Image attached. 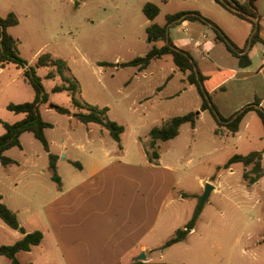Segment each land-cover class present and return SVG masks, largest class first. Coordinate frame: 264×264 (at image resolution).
Instances as JSON below:
<instances>
[{"label": "rangeland", "instance_id": "obj_1", "mask_svg": "<svg viewBox=\"0 0 264 264\" xmlns=\"http://www.w3.org/2000/svg\"><path fill=\"white\" fill-rule=\"evenodd\" d=\"M147 2L159 6L160 14L154 20L158 24H165L166 15L181 11H198L217 22L211 18L210 0H0V17L13 13L18 20L17 25L8 29L17 40L18 56L29 64H34L42 54L64 60L69 76L80 85L78 100L108 107L109 118L124 127L121 144L127 148L125 159L135 163L146 161L145 149L148 160L153 159L149 142L145 141L152 128L162 126L172 117L198 112L202 102L195 87L158 107L130 106L129 101L122 99L138 85L161 84L163 78L172 73L175 74L171 83L174 90H182L184 83L186 87L189 85L186 75L175 67L171 55L152 60L147 67L152 76L145 78L135 77V67L117 66L143 57L163 44L147 40L149 20L143 13ZM214 7L222 11L224 20L236 19L218 6ZM259 14L264 18V2L261 1ZM185 21L168 25L167 33L174 45L185 46L198 68L214 69L211 61L223 67L233 66L236 60L229 56L221 42H208L214 46L197 48L183 23ZM219 22L224 21L220 19ZM199 41L203 42V39ZM99 62L107 65L99 66ZM3 69L0 72V136L4 132L1 121L15 123L16 117L22 118L7 110L6 106L32 101L35 94L33 87L25 81L23 70L14 64ZM48 71V68H42L38 76L50 93V89L61 84L62 79L44 77ZM50 97L53 105L71 106L66 92L50 94ZM41 113L43 120L52 125L45 134L52 152H59L66 134H72L75 145L68 143L69 156L77 157L81 162L92 147L90 144L84 146L87 149L82 154L81 148L76 150V145L82 144L81 138L89 134L95 136L97 144L116 146L115 154L111 156H117L118 143L106 134V129L103 130L105 136H99L97 126L87 127L54 108H48V105L41 107ZM195 128L190 124L183 125L179 137L159 143L157 151L162 155V163L177 166L179 183L175 193L168 198L173 201L162 209L153 234L154 244H164L178 229L185 228L200 205L206 185L214 189L203 204L194 230L186 232L181 242L170 247H152L148 258L151 262L170 264H264V177L258 183L248 185L243 179L246 168L242 164L226 168L233 155H246L264 148L263 121L258 114L251 112L242 121L239 131L231 133L225 126H219L210 112L203 111ZM20 142L21 148L14 147L5 152V156L16 161V165L4 167L0 163L1 202L16 213L25 231H40L43 240L31 251L19 252L17 257L21 264H65L48 232L44 211L51 196L49 189L55 187L50 172H42L48 164L47 152L32 133H23ZM99 148L100 145H94L95 154H102ZM64 155L60 154V161ZM61 163L63 176L76 171L69 161ZM262 163L264 166V155ZM36 182H39V189ZM178 194L181 198L177 197ZM22 237L20 231L0 220V245L14 244ZM0 264H10V261L0 256Z\"/></svg>", "mask_w": 264, "mask_h": 264}, {"label": "crops", "instance_id": "obj_2", "mask_svg": "<svg viewBox=\"0 0 264 264\" xmlns=\"http://www.w3.org/2000/svg\"><path fill=\"white\" fill-rule=\"evenodd\" d=\"M244 1L241 0L240 2ZM260 1L264 2V0L256 2L258 11L256 21L259 25L260 41L253 44L251 43L253 34L251 23L233 15L214 0H210L209 3L211 18L217 21L215 23L242 50V54H247L251 60L248 67L241 68L238 58L234 57L223 43H220L225 47L229 56L236 60L233 66L223 67L210 60L214 69L201 70L199 68L205 73L216 70L231 73L223 81L222 90L216 88L211 92L213 103L224 117H229L245 105L253 103L256 98L260 99V106L264 108V18L259 14ZM214 6L225 10L237 21L224 20L222 11L215 9ZM218 19L223 20V24ZM154 20H149V25L156 23ZM183 23L191 40H195L194 45L197 48L208 47L209 44H213L208 42L219 43L215 40V32L201 22L185 21ZM200 39H203V42L199 41ZM175 46L188 51L185 46L179 44H175ZM204 57L206 58V56ZM135 68L137 70L134 73L135 77L152 76L148 73L147 68ZM2 70L4 69L0 68V72ZM174 75V73L169 74L166 78H163L164 82L155 86L149 82L142 83L133 91L125 93L122 99L129 101L130 106L138 105L143 108L164 106L166 102L180 98L185 92L191 91L194 87L192 85L186 87L187 85L184 83L182 90H174L171 87ZM52 88L50 93L46 91L49 94L48 103L43 104L48 105L50 109L54 106L51 104L52 97H50V94H56L52 93ZM68 108L75 113L76 109L72 107V103ZM16 115H21V119L24 117L22 114ZM65 116L76 119L74 114ZM16 118L14 122L20 121L18 117ZM93 126H97L99 136H105V131H103L105 128L98 124H89L87 127L91 128ZM195 127L196 125L193 127L194 130ZM3 131L5 132L4 128ZM74 140L75 137L72 134H66V138L63 140L64 144L59 152H52L50 149L53 154L58 156L56 174L60 178V184L52 180L49 160L46 169L42 170L43 173L46 170L50 172V179L55 184V187L49 189L51 196L49 202L44 206V211L48 221V232L51 234L63 261L65 264H128L138 261L136 255L143 252L146 256V262H149L148 254L152 247L163 245V243L154 244L153 234L158 225L162 209L173 201H168V198L175 193L174 189L179 183L176 176L177 166L162 163L161 154L159 159L151 162L147 158L146 149L143 151L146 157L145 162H129L125 159L127 148L123 144H121L122 150L118 149L117 156H111V154H115L116 146L109 147L107 144H97L95 136L89 134L81 138L80 141H84L82 144L76 145V150L81 148L80 152L82 154L87 149L84 146L90 144L92 147L88 149L90 154H85L86 158L80 162L77 157L69 156L67 145L68 143L71 146L75 145ZM145 141L149 142L148 134L145 136ZM159 143H157L158 147ZM95 144L100 145L99 149H101L102 154H95L96 150H93ZM61 153L65 154L62 161H69V164L75 168L76 171L73 174V171L68 172L67 176L61 174ZM72 162L80 163L81 168L76 167ZM15 163L4 167H12L16 165ZM38 183L35 184L39 189ZM177 197L181 198V195L178 194ZM26 232L30 231L27 230Z\"/></svg>", "mask_w": 264, "mask_h": 264}, {"label": "trees", "instance_id": "obj_3", "mask_svg": "<svg viewBox=\"0 0 264 264\" xmlns=\"http://www.w3.org/2000/svg\"><path fill=\"white\" fill-rule=\"evenodd\" d=\"M224 9L237 16L238 18L247 21L253 25V34L251 43L260 41L259 28L257 20L256 2L259 0H214ZM143 13L148 20H154L160 13V8L157 4L147 2L143 6ZM182 20L199 21L202 24L210 27L215 32V40L224 44L226 49L239 60L241 68L248 67L251 64L247 54H242L239 49L225 34V32L212 20L203 16L198 11H181L166 15L165 25L152 23L147 27V40L152 43H163L159 48L154 47L143 57H136L125 63H119L117 66H130L145 69L150 62L155 59H160L165 55H171L172 61L178 71L186 75V81L189 85L194 86L201 97V107L198 112H188L181 116H175L169 119L160 127H154L148 133V147L151 150L152 160L159 159L157 151L158 142H166L175 139L180 132V128L184 124H190L192 127L196 125L201 112L208 111L211 113L216 123L219 126H225L231 133H236L244 117L249 112L258 114L264 124V108L260 106V99L256 98L253 103L247 104L229 117H224L212 101L211 92L218 89H223V81L230 76V72L216 70L214 72H202L193 56L186 50L176 47L170 40L167 33L168 25L178 23ZM18 20L13 13H9L6 17H0V68H4L8 64H14L18 69L23 70V76L34 89V99L23 103H9L7 110L24 115L23 119L15 123H7L1 121L5 132L0 136V162L3 166L14 164L15 161L5 156V152L14 147H21L20 137L23 133L29 132L41 142L44 150L48 153L49 168L52 171V180L60 184V178L56 174V164L58 156L50 151L49 142L45 136V130L52 125L43 120L41 115V106L48 103L49 94L46 92L41 78L38 76V70L48 68L46 78L60 77L62 83L55 85L52 88V93L66 92L72 103V107L76 109L73 113L68 107L54 105L53 108L62 115H72L82 124H98L105 128L114 141L118 143V147L122 150L121 136L124 133V127L109 118V108L93 105L87 102H80L78 95L80 93V85L68 74L66 62L61 58H55L50 54H42L37 57L34 64H29L18 56L17 40L9 33L8 29L17 25ZM99 66H106L107 63L99 62ZM264 148L261 151H252L246 155H233L227 162L226 168L232 164L240 163L246 170L243 172V179L248 185H253L264 177V166L262 163ZM78 168H81L80 163L72 162ZM203 205H198L193 212L191 219L183 229H178L175 235L168 239L161 248L170 247L184 239L185 233L194 229L195 222L200 216ZM0 220L8 227L18 230L23 234V237L11 245H0V256L6 257L10 264H21L17 255L21 251L29 252L33 246H38L43 240V234L40 231L26 232L20 225L16 217V213L8 206L1 202L0 197ZM32 264V263H29ZM128 264H170L166 262H142L135 261Z\"/></svg>", "mask_w": 264, "mask_h": 264}, {"label": "water", "instance_id": "obj_4", "mask_svg": "<svg viewBox=\"0 0 264 264\" xmlns=\"http://www.w3.org/2000/svg\"><path fill=\"white\" fill-rule=\"evenodd\" d=\"M214 188L211 185H206L203 194L200 197V204L203 205L209 198L210 193L212 192ZM138 261H142V262H146V256L144 253H142L139 257H138Z\"/></svg>", "mask_w": 264, "mask_h": 264}]
</instances>
